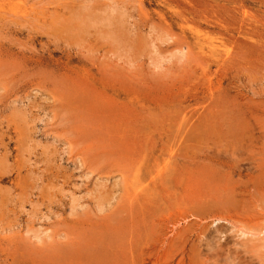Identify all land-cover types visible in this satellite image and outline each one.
Returning a JSON list of instances; mask_svg holds the SVG:
<instances>
[{"label":"rangeland","instance_id":"obj_1","mask_svg":"<svg viewBox=\"0 0 264 264\" xmlns=\"http://www.w3.org/2000/svg\"><path fill=\"white\" fill-rule=\"evenodd\" d=\"M263 179L264 0H0V264H264Z\"/></svg>","mask_w":264,"mask_h":264},{"label":"bare ground","instance_id":"obj_2","mask_svg":"<svg viewBox=\"0 0 264 264\" xmlns=\"http://www.w3.org/2000/svg\"><path fill=\"white\" fill-rule=\"evenodd\" d=\"M88 4H89V3H88ZM186 8H187V7H186ZM90 11H91V10H90ZM107 15H108V14H107ZM90 21H91V20H90ZM100 21H101V20H100ZM92 22H93V21H92ZM154 25H155V24H154ZM85 28H86V27H85ZM80 30H81V29H80ZM119 32H120V31H119ZM112 39H113V38H112ZM131 47H132V46H131ZM110 50H111V49H110ZM110 50H109V51H110ZM176 50H177V49H176ZM189 52H190V51H189ZM210 52H211V51H210ZM181 53H182V52H181ZM211 53H212V52H211ZM211 53H210V55H211ZM183 54H184V52H183ZM134 57H135V56H134ZM136 57H137V56H136ZM184 58H185V57H184ZM194 59H195V58H194ZM187 60H189V59H187ZM189 61H190V60H189ZM190 63H191V62H190ZM188 64H189V63H188ZM120 127H121V126H120ZM175 128H176V127H175ZM150 135H151V134H150ZM121 139H122V138H121ZM200 144H201V143H200ZM194 147H195V146H194ZM188 148H189V147H188ZM190 148H191V147H190ZM200 148H201V147H200ZM200 148H199V149H200ZM194 149H195V148H194ZM232 151L234 152V150H232ZM236 152H237V151H236ZM208 154H209V153H208ZM223 155H224V154H223ZM214 156H217V155H214ZM174 157H175V156H174ZM259 160H260V159H259ZM219 164H220V163H219ZM156 165H157V164H156ZM158 166H159V165H158ZM154 170H155V169H154ZM157 170H158V169H157ZM247 170H248V169H247ZM155 171H156V170H155ZM159 171H162V170H159ZM159 171H158V172H159ZM164 171H165V170H164ZM158 172H157V174H158ZM162 173H163V172H162ZM159 174H160V172H159ZM168 174H169V173H168ZM161 176H162V175H161ZM168 176H169V175H168ZM164 177H166V176L164 175ZM128 178H129V177H128ZM158 178H160V177H158ZM162 178H163V177H162ZM166 179H168V178H166ZM164 180H165V179H164ZM198 180H199V179H198ZM212 180H213V179H212ZM263 180H264V179H263ZM168 181H169V179H168ZM181 182L183 183V181H181ZM186 182H187V181H186ZM157 183H158V182H157ZM157 183H156V184H157ZM150 184H151V183H150ZM181 185H182V184H181ZM142 186H143V184H142ZM142 186H141V187H142ZM179 186H180V185H179ZM158 187H159V186H158ZM177 187H178V186H177ZM141 189H142V188H141ZM148 189H149V188H148ZM129 190H130V189H129ZM137 192H138V191H137ZM146 192H147V190H146ZM135 194H136V193H135ZM137 195H139V194H137ZM232 197H233V196H232ZM178 198L180 199L179 196H178ZM178 198H177V199H178ZM225 198H226V197H225ZM228 198H229V197H228ZM236 199H237V198H236ZM164 200H165V199H164ZM226 200H227V199H226ZM231 200H232V198H231ZM237 200H238V199H237ZM245 200H246V199H245ZM176 201H177V200H176ZM127 202H128V201H127ZM180 202H181V201H180ZM177 203H178V202H177ZM231 203H232V202H231ZM194 209H195V208H194ZM184 210H185V209H184ZM185 212H187V211H185ZM185 212H184V214H185ZM196 212H197V211H196ZM178 214H179V213H178ZM185 215H186V214H185ZM189 215H190V214H189ZM191 215H193V214H191ZM198 215H199V212H198ZM177 216H178V215H177ZM164 217H165V216H164ZM189 217H190V216H189ZM189 217H187V218H189ZM196 217H197V216H196ZM220 217H221V216H220ZM165 218H166V217H165ZM174 218H175V217H174ZM185 218H186V217H185ZM185 218H184V219H185ZM193 218H194V217H193ZM198 218H199V216H198ZM216 218H217V217H216ZM218 218H219V217H218ZM218 218H217V219H218ZM190 219H191V217H190ZM217 219H216V220H217ZM221 219H222V218H221ZM221 219L219 218L218 221L221 220ZM226 219H227V218H226ZM181 220H182V219H181ZM181 220H180V221H181ZM222 220H223V219H222ZM175 221H176V220H175ZM180 221H179V222H180ZM183 221H184V220H183ZM185 221H186V219H185ZM188 221H189V220H188ZM118 222H119V221H118ZM171 222H172V221H171ZM173 222H174V221H173ZM190 222H191V221H190ZM176 223H177V222H176ZM173 224H174V223H173ZM188 224H189V223H188ZM197 224H198V223H197ZM167 226H168V225H167ZM170 226H171V225H170ZM172 226H173V225H172ZM176 226H178V225H175V226H173V227L175 228ZM179 226H180V225H179ZM196 226H197V225H196ZM168 228H169V227H168ZM171 230H172V228H171ZM176 230H177V228H176ZM159 231H160V230H159ZM262 231H263V230H262ZM168 232H169V231H168ZM198 232H199V231H198ZM253 234H254V233H253ZM260 234H261V233H260ZM263 234H264V231H263ZM140 236H141V235H140ZM167 238H168V237H167ZM162 239H163V238H162ZM162 239H161V240H162ZM218 240H219V239H218ZM165 241H166V240H165ZM165 241H164V242H165ZM168 242H169V241H168ZM86 243H87V242H86ZM81 245H82V244H81ZM210 252H211V251H210ZM199 255H200V253H199ZM198 257H200V256H198ZM161 259H162V258H161ZM150 260H151V259H150ZM154 261H155V260H154ZM216 261H217V260H216Z\"/></svg>","mask_w":264,"mask_h":264}]
</instances>
